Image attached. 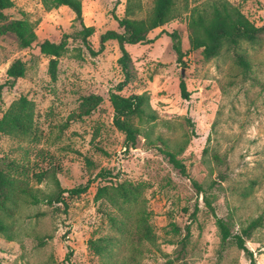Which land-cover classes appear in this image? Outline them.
I'll return each instance as SVG.
<instances>
[{
  "label": "rangeland",
  "instance_id": "374dc122",
  "mask_svg": "<svg viewBox=\"0 0 264 264\" xmlns=\"http://www.w3.org/2000/svg\"><path fill=\"white\" fill-rule=\"evenodd\" d=\"M12 1L8 20L31 22L37 40L23 48L13 33H0V116L26 96L34 106V130L24 137L0 133V168L31 187L38 201L18 194L7 203L8 212L0 210L10 224V237L0 233V264H252L233 240L221 242L215 215L233 234H243L255 264H264V41L240 44L250 63L244 68L226 47L205 58L188 37L191 16L207 15L223 1L259 26L264 0H174L171 18L150 31L146 43L126 45L136 79L121 93L146 92L157 115L138 123V142L129 149L113 125L108 98L109 88L123 78L120 50L114 40L100 49L99 35L118 28L115 16L148 17L153 0H81L83 21L94 28L91 49L69 38L55 79L37 43L79 30L74 13L65 5L47 9L43 0ZM173 31L180 36L181 60ZM15 59L25 62V74L8 87L6 69ZM91 93L101 95L102 103L89 116L68 121L80 98ZM178 148L186 175L162 152ZM87 181L79 195L66 192L59 203L45 201L44 195L58 191L56 182L70 189ZM122 181L143 184L153 241L135 234L143 205L131 203L121 212L105 198L95 200L97 186ZM111 214L124 218L126 227L112 226ZM256 218L259 224L245 235ZM95 238H109V250L95 253L89 246Z\"/></svg>",
  "mask_w": 264,
  "mask_h": 264
},
{
  "label": "trees",
  "instance_id": "16d2710c",
  "mask_svg": "<svg viewBox=\"0 0 264 264\" xmlns=\"http://www.w3.org/2000/svg\"><path fill=\"white\" fill-rule=\"evenodd\" d=\"M47 9L65 5L74 13V19L78 22L80 28L73 34L63 33L59 41H50L44 39L38 42L39 51L49 57L48 72L51 79L56 78L58 58L66 51L69 38L80 39L89 47L88 37L93 34V26H87L83 21V11L81 0H43ZM129 4V0H128ZM13 6L12 0H0V21H4L0 26V33H13L21 47H30L37 40V35L33 25L26 19L14 18L8 20L6 11ZM174 0H153L151 14L146 18H132L129 16H115L117 29H107L99 35L100 49L108 40L117 42L120 50V56L117 64L123 74V78L108 90V98L113 109V125L124 135V147L133 148L138 142V136L141 133L139 122H150L156 119V112L152 109L149 96L146 92L122 94L124 87L136 79V69L132 63L131 55L126 45L146 43L148 34L153 29L163 26L171 18ZM172 46L177 53V59L181 60L183 56L181 40L177 31L170 33ZM188 37L192 48L202 49V54L209 59L217 56L223 47L232 50L234 61L244 68L250 67L248 55L238 51L242 42H247L252 46L259 45L264 41V21L261 25L253 24L243 13L227 1L215 5L209 14H198L191 16L188 22ZM25 74V62L21 59H15L6 69L7 79L5 85L13 87L18 78ZM181 94L186 97L185 84H180ZM103 97L99 94L91 93L80 98L77 110L70 113L68 121L72 119H82L92 114L94 110L102 103ZM33 102L26 96H20L14 100L10 106L0 116V133L13 136H29L33 134ZM137 121V122H136ZM160 139V137H159ZM181 151L178 148L176 152L162 150L167 156L168 161L177 168L181 174L186 175L185 165L176 157ZM105 172L99 171L100 176ZM109 173V172H107ZM59 189L55 194H47L45 201L48 203L63 201V194L79 195L85 192L89 181L84 184L62 189L56 182ZM198 189H202L194 182ZM143 184L122 181L115 184L99 185L96 188L94 198L99 200L105 198L116 209L123 212L125 205L131 203L141 204L137 212L139 216L136 220L135 234L138 239L153 241L154 234L151 226L147 222V214L144 209ZM18 194L31 197V201L36 203L38 198L32 188L24 181L15 179L3 168H0V210L8 212L7 203H14ZM206 204L211 208L210 202L205 198ZM138 206V205H137ZM212 209V208H211ZM214 213V211H213ZM215 215V213H214ZM108 218L112 226L120 229L126 227L124 218H118L109 215ZM216 225L219 229L221 242L225 243L230 239L235 245L243 250L249 257L252 264H255L253 252L246 245L243 234L232 233L227 222L215 215ZM259 224V219L252 220L250 224L243 229L246 233ZM0 233L5 237H10V224L0 216ZM111 240L109 238H95L89 240L90 248L97 254H102L109 250Z\"/></svg>",
  "mask_w": 264,
  "mask_h": 264
}]
</instances>
